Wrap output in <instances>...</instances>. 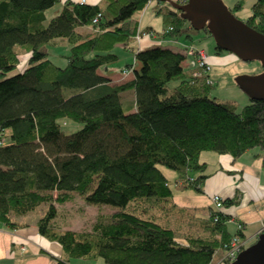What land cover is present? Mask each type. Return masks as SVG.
I'll return each mask as SVG.
<instances>
[{
  "label": "trees",
  "instance_id": "16d2710c",
  "mask_svg": "<svg viewBox=\"0 0 264 264\" xmlns=\"http://www.w3.org/2000/svg\"><path fill=\"white\" fill-rule=\"evenodd\" d=\"M59 1L60 12L48 20L47 10ZM152 1L0 0V226L15 230L23 224L14 214L46 204L37 226L61 244L59 264H212L235 235L227 227L231 216L211 203L213 237L180 241L176 228L147 205L185 214L171 202L173 189L160 166L176 171V183L197 193L208 177L204 151L237 159L257 148L264 167V100L250 98L237 110L211 96L216 81L208 61L195 73L184 64L181 47L163 42H182V31L195 28L181 10L158 0L162 29L144 26L139 16ZM243 4L238 0L230 9L235 13ZM245 21L264 32V0H256ZM143 32L152 35L139 40ZM199 32L212 37L207 27ZM145 38L151 42L141 47ZM124 51L133 56L127 67L135 78L112 84L99 69L121 60ZM22 55L28 60L20 68ZM129 89L135 91L132 106L121 95ZM63 119L81 127L67 133ZM75 195L87 205L118 209L99 213L90 231L56 229L58 205ZM136 200H144L139 210L132 207ZM238 202L222 199L226 207Z\"/></svg>",
  "mask_w": 264,
  "mask_h": 264
},
{
  "label": "crops",
  "instance_id": "0c3cea01",
  "mask_svg": "<svg viewBox=\"0 0 264 264\" xmlns=\"http://www.w3.org/2000/svg\"><path fill=\"white\" fill-rule=\"evenodd\" d=\"M87 1L96 4L101 0ZM223 1L229 7H232L238 0ZM255 2L256 0H244L243 8L237 11V13H241L244 8H247L250 11V14L247 16L249 17L253 12ZM160 7L155 3L146 10L143 15L144 26L152 25L157 30L162 29L163 17L158 13V8ZM80 29L88 30V27ZM197 38H201L197 46L205 50V47L210 46L213 39V37H208L203 33H198ZM150 42V39H143L141 47ZM182 42L187 43L183 40ZM212 45H214V41ZM122 54L123 57L118 62L99 69L102 75L111 79L112 84L125 83L135 78L134 69L127 67L129 63L134 61L131 52L124 51ZM121 95L125 105L132 106L134 104V90H126ZM132 110H135V108ZM261 156L262 152L257 148L247 151L237 159H234L230 154L213 152L208 160H203L207 162V168L204 173L208 177L202 184V193L183 188L182 184L176 183L177 175L174 174L175 183L171 185L174 195L171 202L175 203L179 209H184L185 214L180 219L182 224L190 227L193 214L206 215L211 205L210 196L219 194L223 199L234 197L239 199L237 204L228 207L224 206L223 208L224 213L229 214L232 218L227 224L229 232L235 233L236 223L243 224V232L245 234L251 235L259 231L262 227L261 222L264 221V167L262 166ZM165 174L168 177V173L165 172ZM186 211H190V213L186 214ZM172 214H169V216L165 215L167 222L174 218L176 219ZM159 221L161 222V220ZM163 224L175 228L169 222L168 224ZM181 239L179 238L180 241H183ZM62 256L63 248L61 244L41 235L37 222L34 224L28 223L15 230L5 229L3 226H0V260L3 262L8 264H59L57 259ZM71 264H105V262L102 259H78L72 261Z\"/></svg>",
  "mask_w": 264,
  "mask_h": 264
},
{
  "label": "rangeland",
  "instance_id": "374dc122",
  "mask_svg": "<svg viewBox=\"0 0 264 264\" xmlns=\"http://www.w3.org/2000/svg\"><path fill=\"white\" fill-rule=\"evenodd\" d=\"M154 2L155 0L151 2L150 7L154 4ZM61 8H62L61 1L55 3V5H53L51 8L47 10L46 12L47 19L49 20L51 17L58 14ZM234 14L239 19L246 20L248 18L247 16L250 14V11L249 9L244 8L243 12L241 13L235 12ZM142 17L144 16L143 15L139 16L140 19ZM198 33H200L199 30L185 29L182 31V34L180 36H182L181 38L183 39V41L191 44V39L187 38L186 36L190 34L194 38L193 40L195 44H197L200 43L201 41V38H197ZM213 41L214 40L212 39L210 46L205 47L206 50L203 48L207 56V61L210 65V75L216 81L211 96L216 97L218 101L233 104L237 110H240L244 105L250 102V97L237 84L236 77L240 74L261 73L264 67L260 60L243 61L237 55H235L230 51L227 50L218 51L216 49L215 42L214 45H212ZM60 44L64 45L66 43L64 41H61ZM58 47L61 48V45ZM51 58H53V60L58 64H61L62 62V58L56 55H53ZM27 60H28L27 56H23V55L21 56L20 68L24 66ZM16 71L17 68H14L10 74ZM176 84H177L176 81H173L169 84L168 86L169 93L172 92ZM61 123L63 126V130L67 133L73 132L81 127V123L68 119L61 120ZM212 153L213 152L211 151H204L201 156V159L208 160ZM160 167L163 171L168 173L170 183L171 185H173L175 183L174 181L175 177H173V175L176 174L178 176L177 172L162 165ZM56 194L57 192L55 193V195ZM215 195L217 194L210 196V202H213ZM218 196L220 195L218 194ZM222 199L223 198L221 197L222 207H219L218 209L223 211L224 204L222 203ZM143 201L144 200H136L135 202H133L132 207L135 210H139V208L142 206L141 204L143 203ZM148 204L152 206L151 210H153V212L157 215V217L159 218V220H161V222L167 224L169 222V224H173V226L176 228V232L179 235V238H182L181 240L185 241V237L187 235L199 236L203 238L213 237V232L210 227L211 223L209 224V221L207 220L209 213H206V215L204 216L203 214H198V215L193 214L191 217L192 218L191 226L187 227L186 225L182 224V221L180 220L181 215L178 214L179 217L178 219L176 217L177 215L176 216L173 215L174 217H176V219L174 218L171 221L169 220L167 222V220L165 219L166 218L165 215L169 216V214H165L163 209L160 210L159 209L160 205L158 203L148 202L147 205ZM58 207H59V216L54 220L55 222L54 226L56 227V229L74 230L77 232H86L92 230V226L99 213L108 214L113 210L118 209V207L113 205H87L84 203V200L79 195H75V197L72 200H69L62 205H58ZM46 210H47V205L41 204L33 211H30L23 215L14 214L13 217H15V219L19 221L21 224H23V226L27 225L28 223L34 224L38 222V219L44 215ZM188 213H190V211L186 212V214ZM235 226H236V231L233 234H238L239 238L243 240L242 243H244V245L240 248L239 252L244 248L250 246L251 244L255 243L257 239L254 240V238L255 237L258 238V234L264 231V229L262 228L264 226V221L261 222L262 227L260 228V230L256 231L254 234L251 235L247 233L240 235L238 233L239 230L244 231L242 223H236ZM252 240L254 241L252 242ZM228 249L229 248L225 249L223 254L220 251L214 257L212 264H222L221 263L222 261L226 262L227 264L233 262L235 260L234 258L237 257L239 252L236 254L234 258H230L227 257L228 254L231 253V251H229Z\"/></svg>",
  "mask_w": 264,
  "mask_h": 264
},
{
  "label": "water",
  "instance_id": "95a60500",
  "mask_svg": "<svg viewBox=\"0 0 264 264\" xmlns=\"http://www.w3.org/2000/svg\"><path fill=\"white\" fill-rule=\"evenodd\" d=\"M158 1L181 10L196 30L207 27L216 47L234 53L243 61L260 60L264 67V32L239 19L223 0ZM236 82L251 99L264 100V68L258 74H240ZM230 264H264V231Z\"/></svg>",
  "mask_w": 264,
  "mask_h": 264
},
{
  "label": "built area",
  "instance_id": "2783aa9c",
  "mask_svg": "<svg viewBox=\"0 0 264 264\" xmlns=\"http://www.w3.org/2000/svg\"><path fill=\"white\" fill-rule=\"evenodd\" d=\"M87 0H81V2H85ZM98 20V17L94 19V21L96 22ZM152 33H139L138 34V39L141 40L143 37H151ZM164 43L170 44L172 46L175 47H181L184 50V54L186 55V59L184 64L192 69H194L197 73V68L200 66H204L205 62L207 61V56L205 51L203 50V48L197 46L194 43L191 44H185L181 41H175V40H163ZM215 208H219L222 207L221 204V197L217 195H215L213 202H211ZM264 229V226L262 227ZM259 237V234H258ZM258 239L257 237L254 238V240ZM239 238V236L237 234L234 235V237L232 238L230 245H229V251H231L230 254H228L227 257L230 258H234L236 256V254L239 252L240 248L244 245L243 240ZM252 240V242L254 241ZM235 259V258H234ZM224 262V261H222ZM226 263V262H224Z\"/></svg>",
  "mask_w": 264,
  "mask_h": 264
}]
</instances>
